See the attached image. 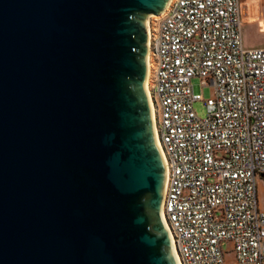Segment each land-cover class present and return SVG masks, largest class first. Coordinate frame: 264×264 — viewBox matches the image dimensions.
Segmentation results:
<instances>
[{"label":"water","instance_id":"water-1","mask_svg":"<svg viewBox=\"0 0 264 264\" xmlns=\"http://www.w3.org/2000/svg\"><path fill=\"white\" fill-rule=\"evenodd\" d=\"M172 0H0V264H181L148 88Z\"/></svg>","mask_w":264,"mask_h":264},{"label":"built area","instance_id":"built-area-1","mask_svg":"<svg viewBox=\"0 0 264 264\" xmlns=\"http://www.w3.org/2000/svg\"><path fill=\"white\" fill-rule=\"evenodd\" d=\"M150 23V96L169 180L166 224L182 264H264V48L243 42L242 0H173ZM211 86L207 101L193 80ZM204 102L205 119L195 111Z\"/></svg>","mask_w":264,"mask_h":264},{"label":"rangeland","instance_id":"rangeland-1","mask_svg":"<svg viewBox=\"0 0 264 264\" xmlns=\"http://www.w3.org/2000/svg\"><path fill=\"white\" fill-rule=\"evenodd\" d=\"M246 3V11L244 14V46L245 48H264V0H243ZM153 21L150 17L149 21ZM193 85L203 96V100L207 101L214 97V91L211 86H203L199 79L193 80ZM195 111L201 119H205L206 107L204 102L195 104ZM257 200L259 211L264 213V177H257ZM226 264H237V257L234 251V244L226 242L223 245Z\"/></svg>","mask_w":264,"mask_h":264},{"label":"bare ground","instance_id":"bare-ground-1","mask_svg":"<svg viewBox=\"0 0 264 264\" xmlns=\"http://www.w3.org/2000/svg\"><path fill=\"white\" fill-rule=\"evenodd\" d=\"M173 1V0H172ZM154 18H157V17H154ZM151 76H152V67L150 66L149 67V77H148V88H149V93H150V85H151ZM151 97V96H150ZM154 115H155V112H154ZM177 252V251H176ZM177 255H178V258L180 260V257H179V254L177 252ZM180 263H181V260H180ZM182 264V263H181Z\"/></svg>","mask_w":264,"mask_h":264},{"label":"crops","instance_id":"crops-1","mask_svg":"<svg viewBox=\"0 0 264 264\" xmlns=\"http://www.w3.org/2000/svg\"><path fill=\"white\" fill-rule=\"evenodd\" d=\"M246 9H247L246 3L242 0V14H243L244 24H245L244 14H245ZM243 42H244V25H243Z\"/></svg>","mask_w":264,"mask_h":264}]
</instances>
